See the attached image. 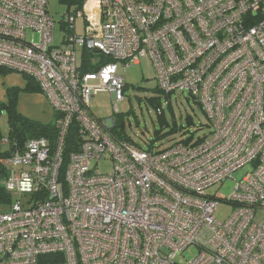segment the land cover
I'll return each instance as SVG.
<instances>
[{
  "label": "built area",
  "instance_id": "built-area-1",
  "mask_svg": "<svg viewBox=\"0 0 264 264\" xmlns=\"http://www.w3.org/2000/svg\"><path fill=\"white\" fill-rule=\"evenodd\" d=\"M61 22L56 45L47 0H0V67L32 77L57 115L53 147L33 138L0 160V264H264V0H82ZM94 49L111 60L85 72ZM142 57L160 91L199 104L206 134L147 149L93 115L99 91L118 113V65ZM72 125L80 145L61 170ZM246 166L229 196L208 191Z\"/></svg>",
  "mask_w": 264,
  "mask_h": 264
},
{
  "label": "rangeland",
  "instance_id": "rangeland-1",
  "mask_svg": "<svg viewBox=\"0 0 264 264\" xmlns=\"http://www.w3.org/2000/svg\"><path fill=\"white\" fill-rule=\"evenodd\" d=\"M76 5H68L60 0H47V12L54 19V43L59 45L65 34L66 26L63 27L62 20L65 14L73 12ZM83 18L78 17L75 22V31L78 34L83 32ZM29 38L38 40L36 35ZM101 55L94 54L95 59H100ZM118 73L123 76L126 83L124 89V99L117 103L118 113L114 111L112 96L108 91H99L90 100V111L102 122L110 118L114 122H122L123 128L130 138L138 145L148 148L161 149L173 141L185 140L191 137L196 140L209 130L208 120L201 110L199 104L186 94L170 93L165 94L156 90L157 81L154 69L149 59L142 57L138 64L124 66L118 65ZM26 86L24 75L17 71L0 72V102H7V89L19 88L16 97V108L25 117L39 121L43 124L54 122V112L50 102L42 91L23 90ZM157 105V107H156ZM159 109V110H158ZM159 119L164 123V128L159 123ZM174 127L175 130L170 131ZM159 130L163 135L161 138L154 136ZM0 131L3 139L8 134V125L5 113L0 117ZM109 160H101L97 164V170L102 173L111 171ZM250 170V167H243L233 174L232 179H228L221 186H216L210 193L218 192L223 196H229L236 181L242 178ZM233 209L231 204H220L215 210L217 219H224ZM196 255V249L190 247L179 254L177 260L184 262Z\"/></svg>",
  "mask_w": 264,
  "mask_h": 264
},
{
  "label": "trees",
  "instance_id": "trees-1",
  "mask_svg": "<svg viewBox=\"0 0 264 264\" xmlns=\"http://www.w3.org/2000/svg\"><path fill=\"white\" fill-rule=\"evenodd\" d=\"M61 2H65L68 5H76L79 7L82 0H60ZM94 54L91 51H84L81 56V69L85 72L93 71L97 68V66L109 62L111 59L108 57H100L99 62L94 65L91 62V58ZM9 71L7 69L0 67V72L4 73ZM26 79V86L23 90L29 91H41L38 83L29 76L24 75ZM19 88H9L7 89L6 95L8 97L7 102H0V117L3 113L6 115L7 125H8V134L6 137V143H2L4 140L2 133L0 131V160L6 156H10L15 152H20L25 147V143L29 139L33 138H45L48 140L49 144L53 147L56 143L57 139V128H56V118L57 115L54 114V122L49 124H43L39 121L29 119L23 116L16 108V97L19 93ZM156 90L160 91L159 88ZM157 107V105H156ZM159 110V109H158ZM159 123L164 128V123L159 119ZM114 133L116 134V138L127 140L135 143L130 136L127 135L123 128L122 122H117L114 126ZM175 130L174 127L170 129V131ZM154 136L156 138H161L163 135L159 130L155 131ZM137 144V143H136ZM80 145V136L76 132L74 126L72 125L68 130L66 135L64 145H63V165L61 170L64 169L65 164L67 162V157L71 152L77 151ZM151 147L148 146L147 149ZM6 172L3 166L0 164V183ZM10 194H8L5 189L0 184V203H8L10 201Z\"/></svg>",
  "mask_w": 264,
  "mask_h": 264
},
{
  "label": "water",
  "instance_id": "water-1",
  "mask_svg": "<svg viewBox=\"0 0 264 264\" xmlns=\"http://www.w3.org/2000/svg\"><path fill=\"white\" fill-rule=\"evenodd\" d=\"M93 51H94L95 53H98V50H97V49H94ZM191 98H192V97H191ZM192 99H193V98H192Z\"/></svg>",
  "mask_w": 264,
  "mask_h": 264
}]
</instances>
